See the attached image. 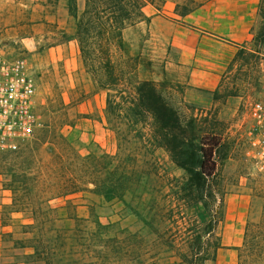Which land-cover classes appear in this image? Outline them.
<instances>
[{
  "label": "rangeland",
  "instance_id": "1",
  "mask_svg": "<svg viewBox=\"0 0 264 264\" xmlns=\"http://www.w3.org/2000/svg\"><path fill=\"white\" fill-rule=\"evenodd\" d=\"M202 1L140 3L162 12L166 6L168 15H162L175 19ZM73 5L79 12L83 0H0V51L26 63L38 123L16 151L0 152V264H204L237 218L243 224L236 264H264V169L246 156L247 110L264 81V0H258L248 43L214 48L209 67L219 82L212 91L164 76L149 80L152 72L160 74L143 55L144 43L125 41L132 34L125 32L122 53L111 49L125 77L153 82L181 120L194 118L203 132L220 138L210 198L188 205L175 194L186 174L152 142V121H106V93L90 81L71 39ZM40 132L39 147L34 139ZM51 149L61 156L59 168L51 162ZM75 155H102L103 166L118 167L113 180L122 175L121 190L56 197L53 189L62 183L55 185L47 175L56 169L69 173ZM212 218L214 233L207 236Z\"/></svg>",
  "mask_w": 264,
  "mask_h": 264
},
{
  "label": "trees",
  "instance_id": "2",
  "mask_svg": "<svg viewBox=\"0 0 264 264\" xmlns=\"http://www.w3.org/2000/svg\"><path fill=\"white\" fill-rule=\"evenodd\" d=\"M140 7V0H83L79 12L74 5L69 11L74 22L71 39L77 44L80 61L90 81L106 93V121L109 123L111 118H121L127 124L136 126L150 119L152 142L186 174L184 184L175 193L177 199L187 205L195 204L210 198L209 192H206L216 170L214 157L220 138L203 132L194 118L181 120L153 82L131 81L118 64L121 58L113 59L111 49L119 53L124 51L122 31L134 23V14ZM261 42H264V37ZM43 136L40 132L34 139L39 147ZM59 141L64 142L63 139ZM50 152L52 164L59 168L62 165L61 156L55 149ZM102 158V155H75L69 159L68 165L72 167L69 173L61 174L56 169L47 175L55 185L62 183L59 185L62 187L53 189L57 192L56 197L77 192L96 195L109 191L114 194L121 190L122 175L113 180L118 167L103 166ZM102 176H105L104 179ZM87 186L91 188L87 189ZM215 224L216 220L212 218L205 230L207 236L214 233ZM217 248L218 245H215L213 255Z\"/></svg>",
  "mask_w": 264,
  "mask_h": 264
},
{
  "label": "crops",
  "instance_id": "3",
  "mask_svg": "<svg viewBox=\"0 0 264 264\" xmlns=\"http://www.w3.org/2000/svg\"><path fill=\"white\" fill-rule=\"evenodd\" d=\"M257 7L258 0H204L177 19H169L162 15H168L166 6V12L142 6L121 37L125 40L127 32L129 38L134 36L125 40L129 45L130 41L134 47L142 42L148 48L143 55L160 74L157 77L152 72L149 80L164 76L193 89L212 91L219 82L218 73L209 67L214 48L248 43L257 22ZM140 32L146 37L141 38ZM242 224L237 218L222 231L213 260L204 264H236L234 248L241 243Z\"/></svg>",
  "mask_w": 264,
  "mask_h": 264
},
{
  "label": "built area",
  "instance_id": "4",
  "mask_svg": "<svg viewBox=\"0 0 264 264\" xmlns=\"http://www.w3.org/2000/svg\"><path fill=\"white\" fill-rule=\"evenodd\" d=\"M35 84L26 63L0 51V152H14L38 126L34 109ZM246 156L264 169V81L247 110Z\"/></svg>",
  "mask_w": 264,
  "mask_h": 264
}]
</instances>
